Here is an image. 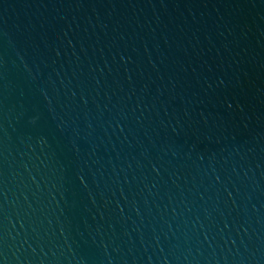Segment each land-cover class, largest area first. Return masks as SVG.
I'll return each mask as SVG.
<instances>
[{
  "label": "water",
  "instance_id": "obj_1",
  "mask_svg": "<svg viewBox=\"0 0 264 264\" xmlns=\"http://www.w3.org/2000/svg\"><path fill=\"white\" fill-rule=\"evenodd\" d=\"M0 264H264V0H0Z\"/></svg>",
  "mask_w": 264,
  "mask_h": 264
}]
</instances>
